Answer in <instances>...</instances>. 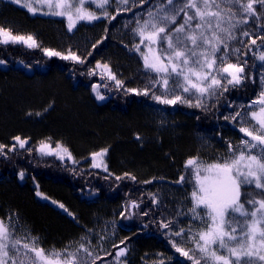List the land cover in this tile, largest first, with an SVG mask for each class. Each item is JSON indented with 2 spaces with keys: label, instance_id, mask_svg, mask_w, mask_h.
<instances>
[{
  "label": "trees",
  "instance_id": "trees-1",
  "mask_svg": "<svg viewBox=\"0 0 264 264\" xmlns=\"http://www.w3.org/2000/svg\"><path fill=\"white\" fill-rule=\"evenodd\" d=\"M165 2L146 0L141 4L137 0L134 7L119 15L110 9L109 13L116 15L114 20L81 22L69 32L64 17L32 15L14 1L0 0V24L14 30V34H32L40 44L39 48L0 44V60L6 61L0 67V144L8 146L4 149L7 155L0 154V217L12 216L15 223L21 222L38 235L46 247H63L79 237L84 226L90 227L93 217L105 216L113 218L118 229L116 245L126 244L129 248L127 264H142L140 260L146 258L144 264H159L161 260L164 264H192L173 246L175 242L186 251L194 248L192 243H184L183 236L174 235L180 228L189 231L197 220L189 211L193 207L190 194L194 180L185 162L199 156L206 163H216L219 148L227 149L228 143L237 144L245 138L239 131L244 122L224 117L241 111L240 105L248 107L262 90L264 61L258 56L264 52V42L258 39L251 46L250 38L240 32L252 33L251 38L264 36V15L238 24L233 35L243 43L230 42L232 48L248 52L247 56L235 53L230 59L235 63L238 56L247 61L248 79L205 98L203 107L163 105L151 95L117 89L99 69L96 75H90L97 62L107 63L127 88L143 89L155 74H146L140 55L133 50V28L124 36L117 32L123 29L122 20H132L138 11ZM181 4L182 0H175L176 6ZM183 15L180 13L177 24L183 22ZM80 36L90 39L87 44L78 42L86 45L84 50L74 40ZM105 36L107 39L93 49L92 45ZM49 48L63 55L71 49L86 63L49 57L44 51ZM88 52L92 55L87 56ZM97 84L101 85L104 100L97 99L93 91ZM189 98L195 102V97ZM152 110L167 117L171 126L157 124ZM16 136L28 143L12 150V144L18 145L13 139ZM42 140L67 148L71 158L42 153L38 147ZM103 148H108L104 157L107 171L90 163L91 153ZM20 172L24 173L23 179ZM182 175L185 181L178 183ZM118 176L121 179H116ZM153 193L158 203L152 202ZM133 201L140 207L131 208ZM61 204L64 208L59 207ZM161 221H171L172 226L165 229ZM112 249L114 252H108L112 255L118 251L114 246ZM108 253L101 259L111 258Z\"/></svg>",
  "mask_w": 264,
  "mask_h": 264
},
{
  "label": "snow or ice",
  "instance_id": "snow-or-ice-1",
  "mask_svg": "<svg viewBox=\"0 0 264 264\" xmlns=\"http://www.w3.org/2000/svg\"><path fill=\"white\" fill-rule=\"evenodd\" d=\"M14 2L27 8L32 15L41 13L64 17L69 32L81 22L92 23L102 18L114 20L116 15L135 6L130 5V0ZM139 2L143 4L146 0ZM92 5L101 10L99 15L90 10L89 6ZM109 8H114L116 15H111ZM261 9H264V0H182L180 6L175 5V0H166L155 11L149 9L142 21L137 19L136 27L132 29L139 38L133 50L140 55L146 74H155L143 89L127 88L107 63L97 62L90 75H96L99 69L100 74H106L105 78L113 82L117 89L136 95H151L153 100L163 105L187 104L203 107L205 98L222 94L229 90V86L235 88L248 79L245 72L246 60L241 61L237 56L235 63L229 62L233 54L247 56L248 52L232 48L230 42L243 43L238 36L233 35V31L238 24H247L253 17L264 15ZM180 13L184 14L183 22L177 24ZM240 35L249 37L248 43L251 46H255L258 39L264 42V36L251 38L253 34L248 31H242ZM104 39L107 37L96 41L92 48L102 44ZM0 44L40 47L32 34H14V30L3 25H0ZM142 46L146 51L142 50ZM44 51L49 57L86 63L85 58L71 49H68L67 55L50 48ZM91 55L92 52L87 53V56ZM258 59L264 61V52L260 53ZM0 63L6 61L0 60ZM261 80L264 82V76ZM100 87L99 84L94 85L93 91L97 99L104 100ZM103 87L108 88V84ZM156 91L160 95H156ZM189 96L195 97V102ZM224 119L247 122L251 127H240L239 131L245 138L235 146L228 143L227 153L221 157L222 162L209 164L199 156L186 160L185 168L189 177L194 180L190 194L193 207L189 211L206 228L188 237L194 245L193 249L186 251L175 242L173 246L182 256L191 260L192 264H264V90L248 107L241 106V111H236L231 117L225 116ZM13 139L18 145L12 144V150L17 146L24 148L28 143L20 136ZM137 139H140L139 135ZM7 147L0 144V154L7 155L4 152ZM57 149L58 151L43 142L40 145V151L46 155L54 154L64 159V155H61L64 153L71 158V152L67 148L57 144ZM107 152L108 148H103L91 153L92 166L103 167L107 171V164L104 162ZM19 177L23 179L24 173L20 172ZM131 179L135 180L136 177L132 176ZM184 181L185 177L180 176L178 183ZM249 188L260 191L249 192ZM257 196L262 198L257 199ZM158 201L159 198L153 193L152 202L155 204ZM59 207L64 208V205ZM130 207L139 208L140 205L133 201ZM201 209L203 216L200 215ZM148 214L142 213L144 216ZM160 223L165 229L172 226L171 221ZM19 231L20 226L13 221L12 216L0 217V264H96V259H99L92 258L93 253L85 243L77 242L75 248L66 245L61 250H45L39 246V237L28 232L20 236L17 235ZM174 235L180 237L188 233L180 228ZM120 243L125 244L124 241ZM114 247L118 249L115 253L117 264H127L128 246L125 244L124 247ZM159 264H164V261H159Z\"/></svg>",
  "mask_w": 264,
  "mask_h": 264
},
{
  "label": "rangeland",
  "instance_id": "rangeland-1",
  "mask_svg": "<svg viewBox=\"0 0 264 264\" xmlns=\"http://www.w3.org/2000/svg\"><path fill=\"white\" fill-rule=\"evenodd\" d=\"M10 1H14V0H10ZM23 2H25V0H22V3ZM136 2H137V0H130V5L135 4ZM33 6H35L34 3H33ZM155 6H157V4L153 3L150 7L149 6L146 7L145 10L138 11L137 13H135V16H134V18L132 20H128V19L122 20L121 24L123 23L124 25L121 26V27L123 29L118 30L117 33H120L122 36H124L125 32L129 28H131V27L135 28L136 27V23L135 22H136L137 19H140L142 21L144 18H146L147 11L149 9L153 10V8ZM0 7H1V5H0ZM89 7H90V10L95 11L97 15L100 14L101 10L95 8L94 5L89 6ZM110 9H112V8H109L108 10H110ZM46 10L47 9L45 8V11ZM142 14H144V16ZM0 25H2V24H0ZM130 37H132L134 39V43H136V44L138 43L139 38L136 37L134 33ZM74 40H75V43L77 44V47L79 49L84 50L86 45L83 46L81 43H78V42L79 41H83V42L86 41V44H87L90 39L87 38V37H84V36H80V39L76 37ZM142 50L146 51V49H143V46H142ZM1 65H4V63H0V67H1ZM260 82L262 83V90H264V82H262V80ZM240 107H241V105L239 106V108ZM152 111L154 113L153 114L154 118L156 117L157 124H159L161 127L163 126L165 128H168V126H171L170 120L167 117L163 116L160 112H158L156 110H152ZM233 114H231V115H233ZM248 119H250V118H248ZM242 127H251V124L247 123V122H244V124H242ZM205 135L207 136V138L211 139V137H209V135H207V134H205ZM42 142L51 145L52 149H56L58 151L57 146H54L53 143L51 141H48V140L47 141L46 140L40 141L39 144H38L39 149H40V145H41ZM206 142H207L206 144L209 143L208 140ZM237 144H235V145H237ZM214 146H215V144H214ZM219 150L221 152L219 154H216V158L219 161H216V162H222L221 157L224 154L227 153V149L219 148ZM61 155H64V157H68L64 153H61ZM91 162L93 163V159L90 158V163ZM203 215L204 214H202L201 216H203ZM93 218H94V223H92V225H90V227L89 226H84L85 230H83L82 234H80L79 237L73 238L70 242L66 243L63 247H60V248L55 247V246H47V247L44 246L43 242L40 239V237L38 235L33 234L29 229H27V227L25 225H23L19 221L16 222L20 226V231L17 233V235L23 236V235H25V232H28V233H31V235H33V236L39 237V246L44 247L45 250H49V249H53V248L57 249V250H61L66 245L67 246H71L72 248H75L77 246V242L85 243L89 247L90 251L93 253V257L92 258L99 257L100 261L97 264H117V262L115 260V253L111 256V258L104 259V260L101 259L102 256H105L108 252H114V249H112V247L114 245L118 244V242H119L118 229L116 228V224H115L113 218L111 219V218H108V217H105V216H97V217H93ZM205 228H206V225L203 222H201L199 219L194 221L192 223V225H191V228H189V231H187L188 235L183 236V239L185 241L184 243H187V244L192 243V241L188 237L190 235H192L193 233H197L199 231L205 230ZM101 237H105V239H101ZM115 252H117V250H115ZM220 254H223V253L220 252ZM149 257L152 258V257H155V256L149 255ZM96 260H98V259H96ZM146 260H147V258L146 259H141L140 262H142V264H144L146 262Z\"/></svg>",
  "mask_w": 264,
  "mask_h": 264
}]
</instances>
